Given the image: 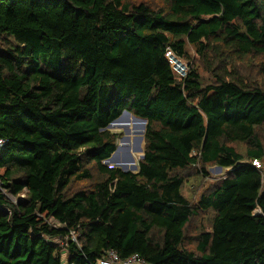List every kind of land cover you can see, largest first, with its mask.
Masks as SVG:
<instances>
[{"label": "trees", "instance_id": "16d2710c", "mask_svg": "<svg viewBox=\"0 0 264 264\" xmlns=\"http://www.w3.org/2000/svg\"><path fill=\"white\" fill-rule=\"evenodd\" d=\"M125 110L146 119L137 172L104 163ZM0 138V264H264V0H0Z\"/></svg>", "mask_w": 264, "mask_h": 264}, {"label": "rangeland", "instance_id": "374dc122", "mask_svg": "<svg viewBox=\"0 0 264 264\" xmlns=\"http://www.w3.org/2000/svg\"><path fill=\"white\" fill-rule=\"evenodd\" d=\"M149 1L156 2V0H149ZM188 49H189L192 61L195 63L197 69L199 70V72L201 74V77L203 79L204 84H208L210 82H213L214 78L209 73V71L206 70V65H204V62L197 55L195 47L189 45ZM167 59L169 60V62L173 66V69L179 78H183L184 76L187 75L189 67H190V63H189L190 61L188 62L187 60L178 58L172 51H168ZM251 66L252 65H250V62L247 64L238 63V67L243 72L245 70H247L246 73L251 72V75H249L251 78V81L259 80V76L257 74V71L252 69ZM246 73H244V74H246ZM128 115L125 114L122 117V119L120 120V122L124 123L123 124L124 126L123 125L122 126H115L114 125L108 129H110L111 131L116 132V133H121L119 138H118L117 145H122L123 147H122V149H120V151L117 155V160L119 161V163L121 165L124 164V165H127L129 168H131V166L135 163L137 164V166H139V162L141 161L140 160L141 152L136 151V150L133 151L132 149L134 147H136V145H138L139 136H141V134H142L141 133L142 132V123L139 121H136L133 116H130L132 114H130L129 116ZM122 137L128 138V139H126V142H123L121 140ZM126 144H128L130 147L125 148L124 145H126ZM142 146L144 147V144H142ZM236 148L240 152H242L244 154L246 153L245 144L236 143ZM130 155H132L134 157L135 163L128 162V160L130 161ZM108 166L109 167H111V166L120 167L116 163H111ZM217 167L218 166L208 167L207 174L200 173L195 168H190L186 172L187 177H186V180H185L184 186H183V193L185 194V196L187 198H189L191 201L195 202L198 200V198H200V196L204 192L211 189L221 178L224 177V175L228 171L227 169H222L221 171H219ZM87 185H89V182H84V183L76 182V183H74L73 187L78 189V188H82V187L87 186ZM9 198L12 201L16 200L13 196H9ZM212 215L213 214L211 211H207V212H202L198 216L194 217L188 226V230H187L188 238H192L193 236H195L198 233L199 226L201 224L207 226V228H208ZM189 244H190V247L193 248L195 246L194 239L191 242H189ZM66 260H67V253L65 252L63 254V261L65 262L64 264H66Z\"/></svg>", "mask_w": 264, "mask_h": 264}, {"label": "built area", "instance_id": "2783aa9c", "mask_svg": "<svg viewBox=\"0 0 264 264\" xmlns=\"http://www.w3.org/2000/svg\"><path fill=\"white\" fill-rule=\"evenodd\" d=\"M6 140L0 138V150L5 146ZM252 164L257 168H261V162L258 159L253 160ZM257 214H262L260 210L256 211ZM74 241L76 240V236L72 233ZM98 264H149L143 258H141L138 254H134L128 258L122 259L119 255L111 250L108 251L103 258L100 259Z\"/></svg>", "mask_w": 264, "mask_h": 264}, {"label": "water", "instance_id": "95a60500", "mask_svg": "<svg viewBox=\"0 0 264 264\" xmlns=\"http://www.w3.org/2000/svg\"><path fill=\"white\" fill-rule=\"evenodd\" d=\"M125 113H129V114H131L129 111L125 110L119 118H117L115 121H113V122L108 126V128L112 127V124H113V123L117 122L118 120H121L122 117L125 115ZM134 117H135V116H134ZM135 118H136V121H139V122L142 123V132H141L142 134H141V136H139V142H138V145H136V147H134V150L141 152V154H140V160H142V159H144V157H145V155H144V153H143V146H142V144H143V141H144V133H145V127H146V119L139 118V117H135ZM126 139H128V138H126V137H122V138H121V140H126ZM127 148H128V147H127ZM120 149H121V147H120L119 145H117V149L115 150V152L112 154V156H111L110 158H108L107 160H105L104 163H105L106 165H109V164H111V163H116V164L119 165L120 168H121L123 171H125V172H137V169H138V166H137V165H135V166L133 167V171H132V170L128 169L127 167H124V165H121V164L119 163V161L116 159V158H117V155H118V153H119V151H120ZM130 161L133 162V159H130ZM217 168H218L219 171H221V170L223 169L221 166H218Z\"/></svg>", "mask_w": 264, "mask_h": 264}, {"label": "bare ground", "instance_id": "6f19581e", "mask_svg": "<svg viewBox=\"0 0 264 264\" xmlns=\"http://www.w3.org/2000/svg\"><path fill=\"white\" fill-rule=\"evenodd\" d=\"M125 114H129V113H125ZM130 115V114H129ZM128 115V116H129ZM130 116H133V115H130ZM134 117V116H133ZM132 117V118H133ZM135 118V117H134ZM135 120H136V118H135ZM124 123H122V122H120V120H118L117 122H115V123H113L112 124V126H122ZM124 126V125H123ZM123 142H126V140H122ZM120 147H121V149H122V145H119ZM125 146V148H127V146H128V148L130 147L128 144H126V145H124ZM132 149V148H131ZM133 151H134V148L132 149ZM117 159V158H116ZM130 159H133V162L132 161H129L128 160V162H130V163H135L134 161H135V159H134V157L132 156V155H130ZM122 165H124V164H122ZM135 165H137L136 163L135 164H133L132 166H131V168H129L127 165H124V167H127L128 169H130V170H133V167L135 166Z\"/></svg>", "mask_w": 264, "mask_h": 264}]
</instances>
